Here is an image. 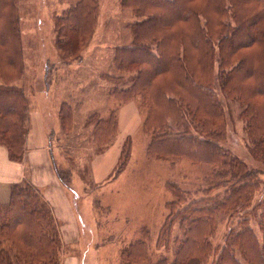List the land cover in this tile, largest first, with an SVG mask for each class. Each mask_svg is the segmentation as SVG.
Listing matches in <instances>:
<instances>
[{
  "label": "trees",
  "instance_id": "obj_1",
  "mask_svg": "<svg viewBox=\"0 0 264 264\" xmlns=\"http://www.w3.org/2000/svg\"><path fill=\"white\" fill-rule=\"evenodd\" d=\"M121 3L139 18L131 26L132 43L116 47L117 70L134 72L131 87L119 94L140 98L153 159L173 165L185 158L200 166L204 178L197 198L168 182L174 197L166 203L169 213L158 245L173 258L151 263L145 241L132 247L143 248L144 264H264V199L255 202L263 182L226 145L228 109L221 100L222 95L240 103L249 155L264 165V0ZM98 7L97 0H78L58 16L62 55H77L87 45ZM24 68L18 0H0V144L16 161L25 156L30 117L27 93L16 83ZM70 106L63 102L59 111L67 122ZM110 120H97L95 141L110 138L116 128L108 126ZM224 216L235 225L215 244ZM251 217L258 219L261 236ZM175 223L181 234L174 236ZM61 248L53 208L39 188L28 181L14 184L9 201L0 203V264H59Z\"/></svg>",
  "mask_w": 264,
  "mask_h": 264
},
{
  "label": "rangeland",
  "instance_id": "obj_2",
  "mask_svg": "<svg viewBox=\"0 0 264 264\" xmlns=\"http://www.w3.org/2000/svg\"><path fill=\"white\" fill-rule=\"evenodd\" d=\"M77 1L18 0L25 68L16 83L39 106L31 110L34 127L28 145L48 147L55 172L71 197L70 220L77 222V241L62 242L59 264L65 254H74L70 248L82 251V264H144L143 248L132 247L139 239L145 241L151 263L160 257L173 258L171 250L158 245L169 213L166 203L174 197L168 182L197 198L203 193L202 170L185 158L173 165L153 159L147 151L146 113L140 98L119 94L120 89L131 87L134 72L117 70L116 47L132 43L131 26L139 18L121 0H97V25L87 45L77 55H62L56 39L57 18ZM221 100L228 109L226 145L262 179V190L255 196L258 202L264 199V165L249 155L240 103L222 95ZM61 101L71 103L68 122L60 117ZM92 115L97 116L90 121ZM101 119H111L108 126L116 128L109 139L97 142L93 132ZM251 223L261 236L258 219L251 217ZM57 224L60 228L61 222ZM233 225L235 221L224 216L213 242L222 243ZM172 233L181 234L179 223L173 224Z\"/></svg>",
  "mask_w": 264,
  "mask_h": 264
},
{
  "label": "crops",
  "instance_id": "obj_3",
  "mask_svg": "<svg viewBox=\"0 0 264 264\" xmlns=\"http://www.w3.org/2000/svg\"><path fill=\"white\" fill-rule=\"evenodd\" d=\"M25 91L29 100V124L26 134V151L24 159L16 161L10 158L8 148L0 144V203H6L11 196L12 186L16 183L28 181L34 184L53 208L56 220L61 222L60 232L62 242L65 245L77 241L78 230L76 221L70 220L73 205L65 184L61 181L53 166L49 149L45 145H28L33 136L34 120L31 115L34 102H31L32 94ZM48 96L47 92H45ZM63 102L59 104V109ZM38 108L39 106H34ZM44 107V106H43ZM56 109V108H55ZM44 124V122H43ZM74 219H77L75 216ZM67 237L70 239L67 240ZM74 254H65L62 264H82V251L70 248Z\"/></svg>",
  "mask_w": 264,
  "mask_h": 264
}]
</instances>
